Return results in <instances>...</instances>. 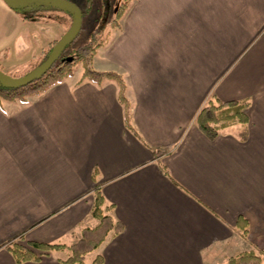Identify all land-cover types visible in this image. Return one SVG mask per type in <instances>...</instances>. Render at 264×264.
Instances as JSON below:
<instances>
[{"label":"crops","instance_id":"obj_1","mask_svg":"<svg viewBox=\"0 0 264 264\" xmlns=\"http://www.w3.org/2000/svg\"><path fill=\"white\" fill-rule=\"evenodd\" d=\"M24 11L0 0L5 73L25 70L64 31ZM110 23L92 66L123 76L140 138L116 83L79 82L80 65L39 95L3 100L0 264H17L12 241L69 246L96 225L95 185L121 230L90 264L96 254L102 264L225 263L240 240L264 250V0H129L120 25ZM211 98L248 101L245 139L239 123L213 139L199 130ZM68 252L21 264H64Z\"/></svg>","mask_w":264,"mask_h":264},{"label":"trees","instance_id":"obj_2","mask_svg":"<svg viewBox=\"0 0 264 264\" xmlns=\"http://www.w3.org/2000/svg\"><path fill=\"white\" fill-rule=\"evenodd\" d=\"M128 2L129 0H121L114 6V19L111 21L112 26L118 24V20L123 17L128 7ZM87 4H85V6H87L85 9L79 7L82 12L81 27H83L86 15L91 10V7ZM44 5L50 6V12L53 13L52 20L58 21L64 26L63 34L73 21V14L70 11L46 3H30L13 9L17 11L25 10L22 15L23 19H30L33 14L40 12ZM100 15L101 14H98L95 17L96 22L101 18ZM102 32L105 33L103 34ZM78 36L79 35L66 45L50 68L37 79L19 87H9L0 82V104L3 100L24 101L28 96L39 95L48 87L72 75L75 67L80 64L82 73L79 82L86 79L98 83L103 79H110L116 83L117 98L123 108L125 126L131 130L134 135L140 138L138 132L131 123L132 104L125 96L127 85L123 76L114 71H99L92 66V59L96 49L98 46L106 43L107 31H105V28L100 29L95 25L91 28L86 40L74 44ZM59 38L50 41L48 45L42 49L40 57L33 59L25 70L8 74L11 76H22L37 67L48 57ZM247 106V100L221 101L211 98L197 112L194 122L199 130L210 139L215 138L220 131L224 130L226 127L239 123L242 126L239 131V136L241 139H245L247 136L246 124L248 123V117L245 112ZM92 197L90 214L97 220L96 225L93 227H83L80 232V237L69 246L60 243H47L34 240H29L26 242L27 245H23L12 241L7 245V249L13 256L15 262L21 264L26 261H38L43 254H47L51 250H62L67 248L69 252L67 257L61 260L62 263L85 264L86 255L96 250L105 240L109 232L112 231L113 234H116L121 230L120 223L116 221L112 215L113 204L105 200L98 185H95L93 188ZM237 226L241 230V235L246 236L248 232L247 220L243 217H238ZM91 264H102V256L96 254ZM224 264H264V250L245 249L238 251L228 257Z\"/></svg>","mask_w":264,"mask_h":264},{"label":"water","instance_id":"obj_3","mask_svg":"<svg viewBox=\"0 0 264 264\" xmlns=\"http://www.w3.org/2000/svg\"><path fill=\"white\" fill-rule=\"evenodd\" d=\"M12 8L22 7L30 3H46L70 11L73 14V21L69 28L62 34L48 57L37 67L22 76H11L0 70V82L9 87L23 86L42 75L54 61L59 57L62 50L80 32L82 26V12L80 8L70 0H4Z\"/></svg>","mask_w":264,"mask_h":264},{"label":"rangeland","instance_id":"obj_4","mask_svg":"<svg viewBox=\"0 0 264 264\" xmlns=\"http://www.w3.org/2000/svg\"><path fill=\"white\" fill-rule=\"evenodd\" d=\"M120 1L121 0H81V2H79L81 4V7L85 9L87 7V6H85V4H87V2H88L87 5H89L91 7L90 8L91 10L86 15V19L84 20L83 27H81V30H80V32L78 34L79 36H78V38H77V40L75 41L74 44H78L79 42L86 40L88 35H89V33H90V31H91V28L93 26L97 25L100 29L105 28V26H107L109 24V21L111 22L114 19L113 8ZM52 14L53 13L50 12V6L49 5H44L42 7V10L40 12L36 13V14H33L32 17L47 19V17L50 16V18L52 19L53 18ZM98 14H101L100 15L101 18L98 19L97 22H96L95 17ZM121 20H122V18H120L118 20V22H117L119 25H120V21ZM110 27H111V23H110L109 28ZM113 30L115 31L116 28L113 29ZM60 31H62V30L60 29ZM102 33L104 34L105 32H102ZM61 34L58 35L57 38H59L61 36ZM100 46H98V47H100ZM38 57H40V55ZM79 65H77V66H79ZM30 66H32V65H30ZM248 246H250L249 242L240 240L238 243H236L234 245L233 249H230V250H232V251H230V253L231 254H235L238 251L248 249ZM255 250H257V249H255ZM90 258H91V255L87 254L86 257H85L86 264H90V262H89ZM221 262L222 261H216L215 264H224V263H221Z\"/></svg>","mask_w":264,"mask_h":264}]
</instances>
